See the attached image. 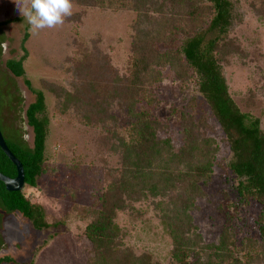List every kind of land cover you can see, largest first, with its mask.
Listing matches in <instances>:
<instances>
[{
    "label": "trees",
    "instance_id": "16d2710c",
    "mask_svg": "<svg viewBox=\"0 0 264 264\" xmlns=\"http://www.w3.org/2000/svg\"><path fill=\"white\" fill-rule=\"evenodd\" d=\"M83 11L66 17L81 23L86 9L128 10L136 13L132 24L131 54L127 70L120 74L107 54L83 48L79 43L69 72V88L41 81L56 97L58 111L74 114L75 122L100 130L99 147L115 155L118 168L104 175L102 185L89 206L72 207L85 222L84 237L90 245L88 264H159L147 253L125 246L123 233L115 222L118 212L134 211L135 204L150 201L171 240L168 264H264V130L259 119L244 113L229 93L222 63L236 51L228 40L237 18L232 0H72ZM6 18L0 26L22 22ZM27 23L23 43L29 38ZM179 45L175 46V42ZM166 47L161 52L158 46ZM25 57L6 62L15 77L25 73ZM169 66L175 72L190 70L196 92L209 114L197 110L194 102L179 114L182 143L176 146L169 136L159 135L166 127L150 115L156 99L153 86L160 82L155 67ZM27 86L30 84L27 82ZM27 107L25 118L32 129V148L8 143L10 152L23 166L24 186L35 189L48 172L46 143L50 117L42 91ZM126 111L122 129L110 114L114 107ZM212 118L223 136L229 158L217 161L218 146L208 136ZM101 133V134H100ZM224 167L239 202L259 206L255 231L257 239H235L228 226L221 229L216 243L203 244L193 224L191 210L205 196L215 168ZM0 174L15 178V166L0 150ZM0 206L17 212L36 231L55 230L60 220H49L45 208L23 193L8 192L0 182ZM46 244V243H45ZM44 244V246H45ZM0 264H16L4 257Z\"/></svg>",
    "mask_w": 264,
    "mask_h": 264
},
{
    "label": "rangeland",
    "instance_id": "374dc122",
    "mask_svg": "<svg viewBox=\"0 0 264 264\" xmlns=\"http://www.w3.org/2000/svg\"><path fill=\"white\" fill-rule=\"evenodd\" d=\"M232 1L237 18L228 40L236 51L226 55L223 74L235 103L242 112L259 119L264 130V0ZM72 4V14L83 11L75 2ZM20 7L23 0H0V21L23 18L22 22L0 26V133L8 143L32 148L33 133L27 125L25 111L35 99L34 92L44 93L50 117L46 143L48 172L39 179L37 188L24 186L22 191L31 202L45 208L49 220L57 219L62 224L55 230L36 231L19 213L6 212L0 206V259L8 257L16 264H88L90 245L84 237L85 222L71 209L74 205L92 204L104 175L118 168V159L99 147L100 130L77 124L74 114L58 111L56 97L42 87L41 81L68 89L73 82L68 69L72 59L80 56L76 52L79 43L81 49L90 50L95 45L98 51L108 55L120 74L125 73L131 54V26L137 16L128 10L86 9L80 24L65 18L62 25L54 28L35 33L30 28L29 38L23 43L28 22ZM179 44L175 42V46ZM158 49L167 50L160 45ZM22 57H25V73L15 77L6 62ZM155 68L161 78L153 86L156 102L150 107V115L166 127L159 135L169 136L179 146L183 135L180 111L193 102L198 111L206 114L209 111L196 92L190 70ZM110 114L119 119L118 129H122L127 121L126 111L115 106ZM208 122L212 128L208 136L219 148L217 161L224 165L229 158L228 148L216 122L212 118ZM229 177L224 167L217 166L204 189L205 196L197 199L191 210L203 244L216 243L221 229L228 225L238 243L242 239L258 238L255 225L259 206L255 202L246 205L239 202ZM134 206V211L118 212L115 220L125 246L137 253L150 254L154 263L168 264L171 240L159 212L150 201Z\"/></svg>",
    "mask_w": 264,
    "mask_h": 264
},
{
    "label": "clouds",
    "instance_id": "9594fccd",
    "mask_svg": "<svg viewBox=\"0 0 264 264\" xmlns=\"http://www.w3.org/2000/svg\"><path fill=\"white\" fill-rule=\"evenodd\" d=\"M72 8V0H23V7L18 9L35 33L62 25L72 15Z\"/></svg>",
    "mask_w": 264,
    "mask_h": 264
},
{
    "label": "water",
    "instance_id": "95a60500",
    "mask_svg": "<svg viewBox=\"0 0 264 264\" xmlns=\"http://www.w3.org/2000/svg\"><path fill=\"white\" fill-rule=\"evenodd\" d=\"M0 150L6 155L10 162L15 166L17 175L15 178H8L0 174V182L5 186L8 192H19L24 187V171L22 164L8 149L3 136L0 133Z\"/></svg>",
    "mask_w": 264,
    "mask_h": 264
}]
</instances>
